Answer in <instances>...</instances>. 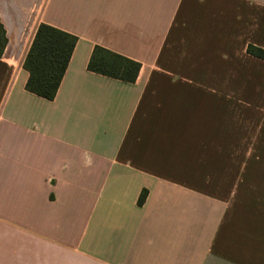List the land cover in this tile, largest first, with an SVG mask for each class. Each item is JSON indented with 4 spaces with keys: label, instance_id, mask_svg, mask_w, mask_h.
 Masks as SVG:
<instances>
[{
    "label": "crops",
    "instance_id": "obj_1",
    "mask_svg": "<svg viewBox=\"0 0 264 264\" xmlns=\"http://www.w3.org/2000/svg\"><path fill=\"white\" fill-rule=\"evenodd\" d=\"M0 23V264H264V0H0ZM40 24L77 39L52 100L25 89ZM95 46L136 80L88 71Z\"/></svg>",
    "mask_w": 264,
    "mask_h": 264
},
{
    "label": "trees",
    "instance_id": "obj_2",
    "mask_svg": "<svg viewBox=\"0 0 264 264\" xmlns=\"http://www.w3.org/2000/svg\"><path fill=\"white\" fill-rule=\"evenodd\" d=\"M76 37L55 27L38 25L23 62L28 73L26 91L45 100L54 99L66 71ZM6 44L5 32L0 23V56ZM246 52L264 61V48L248 45ZM140 64L100 46H95L87 63V70L126 83L136 80ZM145 191L138 203L144 200Z\"/></svg>",
    "mask_w": 264,
    "mask_h": 264
}]
</instances>
